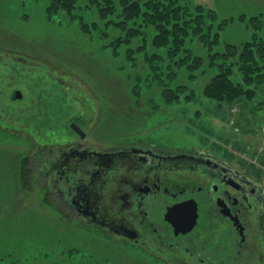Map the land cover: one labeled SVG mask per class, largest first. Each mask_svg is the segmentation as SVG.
Wrapping results in <instances>:
<instances>
[{"label": "rangeland", "instance_id": "374dc122", "mask_svg": "<svg viewBox=\"0 0 264 264\" xmlns=\"http://www.w3.org/2000/svg\"><path fill=\"white\" fill-rule=\"evenodd\" d=\"M187 1L232 19L220 31L223 43L249 41L253 32L264 37L263 25L253 31L238 19H264V0ZM50 5L53 0H0V75L8 72L0 110L10 121L0 120V264H164L59 207L32 154L77 140L68 121L85 116L84 144L107 149L148 139L165 152L206 151L264 187V92L219 106L202 94L212 75L205 72L185 83L175 103L145 88L135 99L124 35L112 23L100 26L107 22L89 0L57 3L56 14ZM186 47L205 53L195 38ZM15 74L22 79L10 78ZM13 91L21 98L11 100Z\"/></svg>", "mask_w": 264, "mask_h": 264}, {"label": "flooded vegetation", "instance_id": "af4514ba", "mask_svg": "<svg viewBox=\"0 0 264 264\" xmlns=\"http://www.w3.org/2000/svg\"><path fill=\"white\" fill-rule=\"evenodd\" d=\"M6 75L7 71L0 75V87ZM3 111L0 120L7 122ZM63 112L71 117L67 109ZM22 120L16 122L22 125ZM85 121V116L68 121L77 140L47 149L48 155L31 156L59 207L160 263L264 264L262 185L206 151L165 152L148 139L107 149L84 144ZM189 201L195 203L197 218L189 231L182 232L193 204L178 217L172 210L169 219L174 224L167 214ZM202 217L205 223L200 225Z\"/></svg>", "mask_w": 264, "mask_h": 264}, {"label": "trees", "instance_id": "16d2710c", "mask_svg": "<svg viewBox=\"0 0 264 264\" xmlns=\"http://www.w3.org/2000/svg\"><path fill=\"white\" fill-rule=\"evenodd\" d=\"M89 1L97 6L98 19L107 22L100 26L112 23L124 35L128 46L124 55L131 67L130 93L135 99H141L145 88L158 91L164 102L175 103L187 88L185 83L205 72L212 75L202 94L219 106H235L241 100L250 102L264 92V37L253 32L249 41L221 42L220 31L232 19H219L213 9L187 0ZM57 3L73 7L76 0H53V5L47 7L49 13H57ZM258 15H239L238 19L253 31L260 30L264 19ZM192 38L205 49L204 55L186 47ZM121 41L117 40V45ZM192 95H186V100ZM21 164L22 161L20 167Z\"/></svg>", "mask_w": 264, "mask_h": 264}, {"label": "water", "instance_id": "95a60500", "mask_svg": "<svg viewBox=\"0 0 264 264\" xmlns=\"http://www.w3.org/2000/svg\"><path fill=\"white\" fill-rule=\"evenodd\" d=\"M19 98H21L20 93H19L18 91H15V92L13 93L11 99L14 100V99H19ZM71 127H72V129H73L77 134L80 135L81 138L83 137V134H82L81 130H80L76 125L72 124ZM187 204H193V210H192V212H191V215H192V216L189 217V221H188V223H187V225H186L187 227H186V229L183 230L182 232L189 231V230L192 228V226L194 225V223H195V220H196V218H197V214H196V206L194 205L195 203H193V201L190 203V201H189V202H184V203H182L181 205H175V206H173L172 208H170V210H168L169 212H168V214H167V218L169 219L170 213L172 212V210H174L175 217H178V216H180L181 213H186V212L188 211V208L186 207ZM191 208H192V207H191ZM183 215H184V214H183ZM169 220H170V219H169ZM170 221L173 223L172 220H170ZM173 224H174V223H173ZM176 230H178V229H176ZM176 232H177V231H176Z\"/></svg>", "mask_w": 264, "mask_h": 264}]
</instances>
